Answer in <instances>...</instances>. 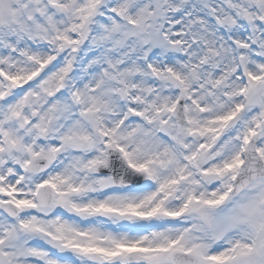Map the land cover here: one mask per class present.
<instances>
[{
  "label": "snow or ice",
  "instance_id": "6c2138e0",
  "mask_svg": "<svg viewBox=\"0 0 264 264\" xmlns=\"http://www.w3.org/2000/svg\"><path fill=\"white\" fill-rule=\"evenodd\" d=\"M0 264H264V0H0Z\"/></svg>",
  "mask_w": 264,
  "mask_h": 264
}]
</instances>
